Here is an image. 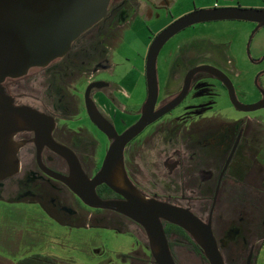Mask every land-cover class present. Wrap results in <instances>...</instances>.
Wrapping results in <instances>:
<instances>
[{"label":"flooded vegetation","instance_id":"1","mask_svg":"<svg viewBox=\"0 0 264 264\" xmlns=\"http://www.w3.org/2000/svg\"><path fill=\"white\" fill-rule=\"evenodd\" d=\"M180 1L111 0L103 18L82 32L63 56L43 67L29 68L23 76L5 78L2 86L15 105L31 107L52 124H47L50 139L46 141L38 140L33 131L15 134V141L20 143L19 169L0 181L1 203L35 204L52 221L66 227L87 226L84 222L88 219L90 226L124 232L115 226L118 219L134 223L114 211L86 206L47 172L69 174L65 158L56 150L59 147L70 150L89 177L100 168L111 140L91 121L87 100L117 133L140 117L148 96L145 64L139 79L141 102L138 110L130 113V96L124 85L113 78L112 61L122 50L133 20L160 22L152 32V41L178 17L203 8L192 6L176 15ZM184 1L189 4L190 0ZM209 7L264 9L244 5L242 0H222L206 8ZM233 21L251 23L252 31L244 39L243 63L230 55L231 48L226 43L189 34V28L199 24L205 29L211 23L224 25ZM259 29L252 21L218 20L197 23L172 35L156 59L157 94L153 110L163 114L129 141L123 151L127 176L140 191L189 208L205 221L211 218L226 264H255L261 244L256 245V240L264 234V219L252 231L248 216L252 214L246 210L223 225L228 195L242 188L253 196L259 194L258 210L262 211L261 216L264 214V195H260L264 189L257 185L262 180L259 172L264 170L261 126L252 117L256 110H246L257 103L264 105V43L259 46V41L257 55L252 51V40ZM130 118L134 120L129 122ZM96 191L103 199L120 197L111 190L101 195L98 188ZM143 249L139 241L137 250L122 255L129 260L125 264H141ZM240 249L243 252L239 253Z\"/></svg>","mask_w":264,"mask_h":264},{"label":"water","instance_id":"2","mask_svg":"<svg viewBox=\"0 0 264 264\" xmlns=\"http://www.w3.org/2000/svg\"><path fill=\"white\" fill-rule=\"evenodd\" d=\"M111 0H0V181L19 169L17 151L20 143L14 136L19 131H33L38 140H49L50 119L26 105L17 106L6 94L5 78H16L29 68L43 67L63 56L71 43L105 15ZM245 20L264 26V9L243 7L197 8L160 31L150 42L146 53L145 73L148 96L140 117L121 133L105 120L90 101H86L91 121L111 140L98 171L89 177L79 160L63 147L56 150L65 158L69 174L47 172L61 181L86 206L114 211L139 225L145 232L154 264H178L164 231V222L173 224L198 245L208 264H226L217 239L207 221L189 208L177 206L140 191L128 178L123 160L125 145L136 137L162 111L155 112L157 94L156 59L164 43L179 30L202 22ZM264 107L257 103L246 110ZM52 124V123H51ZM106 185L119 195L101 198L96 189Z\"/></svg>","mask_w":264,"mask_h":264},{"label":"rangeland","instance_id":"3","mask_svg":"<svg viewBox=\"0 0 264 264\" xmlns=\"http://www.w3.org/2000/svg\"><path fill=\"white\" fill-rule=\"evenodd\" d=\"M215 2L222 3V0H190L189 4L181 0L179 2L180 10L175 14L179 15L192 6L206 8ZM161 23L164 24L165 21L162 20ZM250 24V22L233 21L222 25L217 22L211 23V26L205 29L199 24L197 27L189 28L191 31L189 34L195 37L209 36L215 41L226 43L231 48L230 55L243 63L244 60L246 61L244 39L252 31ZM159 25L160 22L155 20L142 19L140 21L135 19L130 22L124 46L112 61L113 78L124 85L126 93L130 96V99L127 100V111L130 113L138 110L141 102L143 93L140 96L139 79L144 71L152 32L157 30ZM262 38L264 40V26L254 34L252 40L254 55L259 53L257 49L264 43ZM222 114L228 115V112H222ZM252 117L260 123L259 138L263 142H261L263 145L261 150L264 153V108L253 111ZM133 120L130 118L129 122ZM102 156L101 154V159ZM259 175L262 180H259L257 185L264 189V170H261ZM263 192L260 195H264ZM254 195L257 197L245 188L230 193L227 198L228 206H226L227 219L223 225L230 224L232 219L239 217V211L246 210L252 214L248 216L251 218L252 231H255L264 219V214L261 216L262 211L258 210L261 203L258 199L259 194L254 193ZM262 204L264 205V202ZM118 222L119 224L115 226L124 232L106 226H90L91 222L88 219L84 222L87 226L66 227L52 221L35 204L10 205L0 202V264H18L20 260L33 255L50 257L60 264H125L129 260L122 255L137 250L139 241L141 248L145 249V254L141 253V264H154L150 258L144 230L139 225L123 219H118ZM258 238L256 245L260 242L261 244L255 264H263L264 237L262 240L261 236ZM180 243L181 245L173 246V252L181 264H207L205 260L196 257L186 247L185 240H181ZM240 250H238L239 253L243 252L242 249ZM245 250L248 251L247 248ZM244 255H246V251Z\"/></svg>","mask_w":264,"mask_h":264},{"label":"trees","instance_id":"4","mask_svg":"<svg viewBox=\"0 0 264 264\" xmlns=\"http://www.w3.org/2000/svg\"><path fill=\"white\" fill-rule=\"evenodd\" d=\"M97 188H98L100 195L103 193H106V192H110L109 188L104 184L100 185ZM164 231H165V234L167 236L169 246H170L171 251H172V255L178 264H181V263L177 260L175 254L173 252V246L181 245V243H180L181 240L186 241V244H187L186 247L191 252H193L196 257L206 261L204 255H203L201 249L198 247V245L196 243H194V241L189 237V235L185 231H183L181 228H179L173 224H167L166 225L164 222ZM263 237H264V234L261 236V240ZM18 264H58V263L56 262L55 259L50 258V257L33 255L31 257L24 258L23 260H20L18 262ZM207 264H208V262H207Z\"/></svg>","mask_w":264,"mask_h":264},{"label":"crops","instance_id":"5","mask_svg":"<svg viewBox=\"0 0 264 264\" xmlns=\"http://www.w3.org/2000/svg\"><path fill=\"white\" fill-rule=\"evenodd\" d=\"M242 3L247 6H264V0H242Z\"/></svg>","mask_w":264,"mask_h":264},{"label":"built area","instance_id":"6","mask_svg":"<svg viewBox=\"0 0 264 264\" xmlns=\"http://www.w3.org/2000/svg\"><path fill=\"white\" fill-rule=\"evenodd\" d=\"M264 264V263H263Z\"/></svg>","mask_w":264,"mask_h":264}]
</instances>
